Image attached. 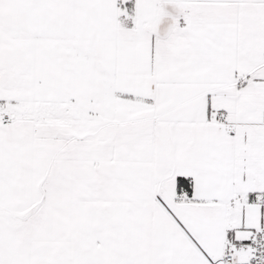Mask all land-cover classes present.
Here are the masks:
<instances>
[{
  "label": "snow or ice",
  "instance_id": "6c2138e0",
  "mask_svg": "<svg viewBox=\"0 0 264 264\" xmlns=\"http://www.w3.org/2000/svg\"><path fill=\"white\" fill-rule=\"evenodd\" d=\"M0 264H264V0H0Z\"/></svg>",
  "mask_w": 264,
  "mask_h": 264
}]
</instances>
